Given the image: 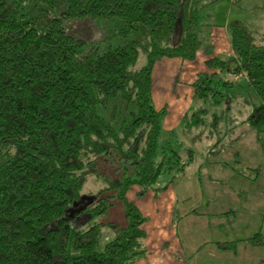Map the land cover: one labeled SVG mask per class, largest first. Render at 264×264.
Masks as SVG:
<instances>
[{
	"label": "trees",
	"instance_id": "16d2710c",
	"mask_svg": "<svg viewBox=\"0 0 264 264\" xmlns=\"http://www.w3.org/2000/svg\"><path fill=\"white\" fill-rule=\"evenodd\" d=\"M223 1L0 0V264H135L147 255L146 218L126 195L164 192L193 159L167 147L156 162L167 112L152 106V72L162 59L194 61L201 13ZM82 19L107 28L101 42L87 48L65 32ZM226 30L231 55L205 61L192 96L229 101L243 81L258 101L246 123L261 140L264 46L237 21ZM140 53L145 65L131 70ZM198 112L185 116L188 127L201 126ZM89 177L101 186L91 197L81 195ZM118 202L126 226L107 225L115 237L100 247L105 225L90 223ZM247 241L264 244L259 233Z\"/></svg>",
	"mask_w": 264,
	"mask_h": 264
},
{
	"label": "rangeland",
	"instance_id": "374dc122",
	"mask_svg": "<svg viewBox=\"0 0 264 264\" xmlns=\"http://www.w3.org/2000/svg\"><path fill=\"white\" fill-rule=\"evenodd\" d=\"M201 17L198 38L202 44L196 53L194 61L189 63H198L202 53L206 49L210 48L211 51L213 50L212 47H215L213 42L215 41L214 33H216L218 40L226 41L228 44L224 36V25L234 21L244 25L252 33L256 42L264 46V0H229L217 2L206 7L201 13ZM64 28L69 36L84 41L87 48L92 44L101 42L108 32L104 25L96 24L90 19L71 21L66 23ZM209 56H212V52ZM160 61L155 64L151 76L152 106L155 110L165 107L168 113L160 121L161 131L157 140L156 162L160 159L162 149L167 147L174 148L181 155V160L184 159V153L187 150L193 152L192 162L185 169L184 176L179 174L180 176L178 175L173 181L172 186L178 197L185 196L184 202L179 203L178 215L184 217V215L192 211L198 213V216L187 215L183 218L184 222L177 229L176 240L170 243L172 249L170 251L179 254L176 264H203L199 262L202 258L193 257L192 254L200 243L204 242L209 231L207 223L210 217L209 215L203 216L201 213L206 210L215 214L226 213L227 208L233 202L230 196L224 194L228 188L234 191L238 189L244 190L243 188H245L244 197L241 201L235 203L238 210L235 222L237 233L239 234L245 225H255L261 222L262 232L260 234L264 239V135H261V140H258L256 133L246 123L252 106L258 105V101L247 89L243 81L239 82L230 91L231 97H229V101H227L228 99L224 100V98H221L218 99L220 101L218 104H215L212 100L202 102L193 98L190 91L191 85L189 88L187 85L180 86L179 84H175L174 88H171L170 84L172 80L170 79L166 81V83L168 82L167 85L164 83L161 90L159 88V78L162 73ZM145 62V55L140 53L135 66L131 70L136 71L141 69L145 65ZM193 70L194 68L189 72V76H191ZM179 78L181 80L182 75ZM236 79V81H239L241 77ZM188 82L189 79L185 81V83ZM198 110L203 111V113H197L198 117L202 118V120H197L198 122L202 121L201 126L191 128L190 125L188 127L190 123L186 125L188 122L187 118ZM184 115L187 117L185 120L182 119ZM191 121L189 120V122ZM178 144L181 146L179 147ZM208 151H213V154L206 157ZM217 151L224 152L218 157V161L226 163L230 167H236L238 172L244 171V174L249 179L239 178L231 174L230 170L221 168L220 166L207 165L204 168L205 170H202L203 168L200 170V167L204 163L211 162L212 159L217 157L215 155ZM206 176L224 182L223 187L217 185L210 187L213 193L211 197L206 194V191L203 193L199 190V182L204 185L205 182H202V180ZM166 183L167 177H162L156 186L163 187ZM100 188L101 186L95 182L94 178L89 177L82 188L81 195L91 197ZM135 192H137V189L133 187L126 195L127 200L133 205L141 206L139 202L141 199L146 202L151 201L148 196H144L145 198L137 197ZM242 201H246L247 205L243 206ZM166 202L167 199L159 203V211L163 209L164 212ZM206 207L208 209H205ZM165 214L160 212L153 219L155 233L162 231L161 229L169 230V227H165L167 218ZM124 215L123 206L118 202L107 213L90 223L105 225L101 230L100 247L115 237L114 230L107 225H114L117 228H124L126 226ZM218 218L222 219L221 216ZM85 223L86 218L84 217L75 225L82 226ZM239 226L242 227L240 231L238 230ZM229 238L228 236L221 240H230ZM236 240H239V237ZM161 242L159 240L157 244ZM240 243L246 242L241 241ZM246 247L238 245V248H236L238 249V259L224 264H264V248L254 247L262 248V250H248L244 249ZM153 248L150 247V252L155 254ZM180 250L184 252L185 259H182ZM245 253L246 259L243 256ZM161 256L165 257L164 254H161ZM144 260H148L147 255L135 264H142ZM162 264L166 263L162 262Z\"/></svg>",
	"mask_w": 264,
	"mask_h": 264
},
{
	"label": "crops",
	"instance_id": "0c3cea01",
	"mask_svg": "<svg viewBox=\"0 0 264 264\" xmlns=\"http://www.w3.org/2000/svg\"><path fill=\"white\" fill-rule=\"evenodd\" d=\"M226 26L224 25V36L228 42L218 40L216 33H214L215 36V47H212L213 50L212 56H206L205 52L202 53L201 59L198 61V63H189V62H183L181 60H162L161 62V67L162 68V73L160 74L159 78V84H160V89L162 90V86L164 83L167 85L166 81H171L170 87L174 88L175 84H179L180 86L182 85H187L190 88V85L195 81L197 75L199 73H204L206 72L205 68V61L208 60L209 58H218V59H226L231 55V49H230V44L228 40V34L226 30ZM194 68L193 72L191 73V76H189V72L191 69ZM182 75V78L180 80L179 76ZM189 79L188 83H185ZM169 85V84H168ZM190 91L192 93V89L190 88ZM181 93V91H180ZM158 94H160L158 92ZM151 96H152V91H151ZM153 100V99H152ZM161 109H166L165 107L160 108ZM157 110V111H159ZM168 113V112H167ZM167 115V114H166ZM165 117V116H164ZM185 115L182 116V119L184 120ZM224 153L223 151H217L215 155L217 157L215 159H212L211 162H206L204 163L201 167L200 170H205V166H220L221 168L228 169L231 171V174L236 175L239 178L242 179H249L246 177L247 175L244 174V171L238 172L236 167H230L226 163L218 161V157ZM213 154V151H208L206 154V157L210 156ZM237 155V154H235ZM236 158V157H235ZM237 163V162H235ZM189 166V165H188ZM247 172V171H246ZM180 176V175H179ZM181 176H184V173L181 174ZM178 176L175 177V179ZM174 179V180H175ZM202 182H205L204 185H202L201 182H199V190L202 191L203 193L206 191V194L208 196H212V191L210 189L211 186H220L223 187L224 182L219 180V179H212L210 176H206ZM173 184V183H172ZM169 185L166 190L162 193H160L158 196L154 195L152 192L146 194L145 197L148 196L151 201H143L142 199L139 201L141 206H136V208L140 211L142 216L146 218V222L143 226V230L146 233V240L144 242L145 248L147 250V259L144 260L142 264H162V262L166 264H176V261L179 259V254L172 250L170 247V243L173 240H176L177 238V229L180 226V224L183 221V218L186 217L187 215H193V216H198L197 212H190L184 217H181L178 215L179 211V203L184 202V197L185 196H177L176 191L174 190V187ZM243 188V187H242ZM245 190V188H243ZM244 190L238 189V190H232L230 188L226 189L224 194L227 196H230L233 200L231 206H229L227 209L226 213H221V214H215L212 212H208L206 210L205 212L201 213L203 216L209 215V221L207 223V228H208V233L207 236L204 240V242H201L200 245L196 248V250L192 253L193 257L197 258H202L199 260V262L203 264H224L228 263L231 260H237L238 255L237 251L238 245L242 247H247L244 249L252 250V249H259L262 250V248H254L255 246H252L247 240L250 238H253L256 234H260L262 232V224L259 222V224L255 225H245L242 229L241 226L238 227V230L241 232L238 234L237 229H236V216L238 213V210L236 208L235 203L241 201V199L244 197ZM137 192H135L136 194ZM144 197V198H145ZM166 202V208L161 211H159L158 205L160 202L165 201ZM243 202V206H246L247 204ZM205 209H208L207 207ZM161 213H166L165 215L167 216L166 222H165V227H169V230L166 231L164 229H161L162 231H157L155 233V225L153 224V219L158 216ZM222 217V219H219L218 217ZM160 217V216H159ZM158 217V218H159ZM157 218V219H158ZM149 230H148V228ZM172 230V231H171ZM230 237V240H221L225 239V237ZM234 237H239V240H236ZM161 238V239H160ZM234 238V239H233ZM161 240L162 242L160 244H157V242ZM246 242V243H240V242ZM239 242V244H238ZM228 243H235V250L234 251H226V250H220L217 246V244H228ZM264 245V244H263ZM150 247H154L153 250L155 251V254H152L150 252ZM170 251V252H169ZM161 254H164L165 257L161 256ZM180 255L182 259H185V254L183 251L180 250ZM202 255V256H201ZM246 253L243 254V256L246 259ZM140 263V262H139ZM138 264V263H137Z\"/></svg>",
	"mask_w": 264,
	"mask_h": 264
}]
</instances>
